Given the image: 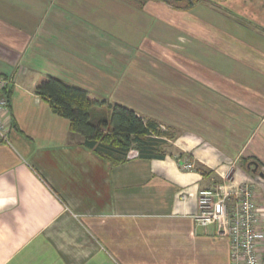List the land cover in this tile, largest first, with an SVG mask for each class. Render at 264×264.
<instances>
[{"label":"crops","instance_id":"1","mask_svg":"<svg viewBox=\"0 0 264 264\" xmlns=\"http://www.w3.org/2000/svg\"><path fill=\"white\" fill-rule=\"evenodd\" d=\"M140 1L0 0V75L15 79L0 264H231L230 241L196 225L200 191L252 181L264 208V52L208 44L215 61L199 65L145 32L148 18L207 44L204 32ZM48 77L156 121L169 154L112 165L37 94Z\"/></svg>","mask_w":264,"mask_h":264},{"label":"trees","instance_id":"2","mask_svg":"<svg viewBox=\"0 0 264 264\" xmlns=\"http://www.w3.org/2000/svg\"><path fill=\"white\" fill-rule=\"evenodd\" d=\"M140 2L142 8L144 4ZM197 2L188 5L192 7ZM37 94L48 101L55 114L70 122L71 133L80 135L85 146L112 165L126 162L133 150L143 159H164L167 155L163 148L171 133L163 132L156 121L145 120L127 107L94 100L87 91L54 77H48ZM100 108L107 111L100 112ZM243 165L246 167V163Z\"/></svg>","mask_w":264,"mask_h":264},{"label":"rangeland","instance_id":"3","mask_svg":"<svg viewBox=\"0 0 264 264\" xmlns=\"http://www.w3.org/2000/svg\"><path fill=\"white\" fill-rule=\"evenodd\" d=\"M152 1L160 4H149L147 2L142 7H146L148 11H166L167 9L168 14L175 16V21L179 27H184L183 23H186V25L204 32L207 44L206 42L203 44L199 39L191 38L185 33L172 32V28L164 21L152 20V18H148L147 22L149 24L153 21L155 25L150 24L145 36L157 40L162 46L170 43L183 48L194 60L197 59L199 65H209L215 61L212 50L210 54L202 52V47H206L208 44L233 55L236 54L235 50L237 49L249 51L250 47L252 48L251 51L256 49L264 52V0H198L192 7L188 3L196 0H171L170 3L158 0ZM138 5L141 6V4ZM138 5L135 6L138 7ZM181 54H184L182 55L184 58L188 56L186 52ZM238 54L240 55V53L236 55ZM187 62L189 61L187 60ZM144 67L147 66L144 64ZM199 69L203 68L200 66ZM152 86V84L145 85L144 93L146 95H152ZM99 111L106 112L107 110L100 108ZM172 140V135H169V138L165 140L166 148L163 149L167 154H169V147L167 146ZM137 154L133 150L130 152L129 158L137 156Z\"/></svg>","mask_w":264,"mask_h":264},{"label":"built area","instance_id":"4","mask_svg":"<svg viewBox=\"0 0 264 264\" xmlns=\"http://www.w3.org/2000/svg\"><path fill=\"white\" fill-rule=\"evenodd\" d=\"M15 79L0 75V144L10 143L13 130L8 93ZM181 170L195 165L187 159L179 161ZM198 227H215L219 238L230 241L231 264H263L264 208L256 197L255 184L244 182L237 188L212 183L199 193Z\"/></svg>","mask_w":264,"mask_h":264},{"label":"water","instance_id":"5","mask_svg":"<svg viewBox=\"0 0 264 264\" xmlns=\"http://www.w3.org/2000/svg\"><path fill=\"white\" fill-rule=\"evenodd\" d=\"M252 167H254V168L252 169ZM258 167H259L258 164L254 163V162H251V163L247 164V169L251 170L253 173H257L258 172Z\"/></svg>","mask_w":264,"mask_h":264},{"label":"flooded vegetation","instance_id":"6","mask_svg":"<svg viewBox=\"0 0 264 264\" xmlns=\"http://www.w3.org/2000/svg\"><path fill=\"white\" fill-rule=\"evenodd\" d=\"M150 1V0H149Z\"/></svg>","mask_w":264,"mask_h":264}]
</instances>
